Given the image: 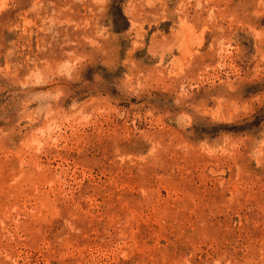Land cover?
Wrapping results in <instances>:
<instances>
[{
    "label": "rangeland",
    "instance_id": "374dc122",
    "mask_svg": "<svg viewBox=\"0 0 264 264\" xmlns=\"http://www.w3.org/2000/svg\"><path fill=\"white\" fill-rule=\"evenodd\" d=\"M0 264H264V0H0Z\"/></svg>",
    "mask_w": 264,
    "mask_h": 264
}]
</instances>
